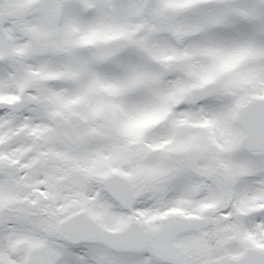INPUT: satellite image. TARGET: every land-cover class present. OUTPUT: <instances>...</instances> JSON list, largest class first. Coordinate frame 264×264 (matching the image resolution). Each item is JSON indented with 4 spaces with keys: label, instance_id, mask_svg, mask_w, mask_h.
<instances>
[{
    "label": "snow or ice",
    "instance_id": "1",
    "mask_svg": "<svg viewBox=\"0 0 264 264\" xmlns=\"http://www.w3.org/2000/svg\"><path fill=\"white\" fill-rule=\"evenodd\" d=\"M0 264H264V0H0Z\"/></svg>",
    "mask_w": 264,
    "mask_h": 264
}]
</instances>
